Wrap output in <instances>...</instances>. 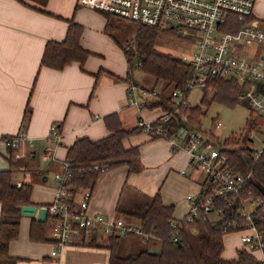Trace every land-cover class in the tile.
<instances>
[{
	"label": "crops",
	"instance_id": "obj_1",
	"mask_svg": "<svg viewBox=\"0 0 264 264\" xmlns=\"http://www.w3.org/2000/svg\"><path fill=\"white\" fill-rule=\"evenodd\" d=\"M78 1L0 0V171L11 170L15 184L30 185V205L38 208L52 202L56 185H40L38 189L33 183L22 180L29 181L26 173L32 176L39 172L42 181L48 183L47 174L51 172L53 178V174L61 170L60 164L65 160L67 148L77 139L85 137L97 141L110 134L103 121L109 114H116L119 127L129 130L135 127L139 117L152 121L163 111L160 105L149 107V104L138 113L130 104L129 86L132 83L125 81V56L123 58L121 46L104 31L108 16L105 18L103 13L80 5ZM252 17L253 24L261 28L259 22L264 23V0H256ZM69 20L82 26L80 45L90 52V56L82 69L77 62L61 70L42 66L46 43L64 40ZM158 100L159 97L151 99V104ZM128 120H131L132 126L125 129L123 122ZM53 124L62 134V145L55 149V160L51 161L45 160L42 155L46 147L53 146L47 139ZM19 132L33 140V148L21 147L18 151L21 157L9 161L12 154L8 152L5 140ZM143 133H135L122 143L125 149L137 147L136 156L97 177L90 190V213L136 222L129 217H116L117 213L121 214V211L129 210L133 203L139 202L128 198L132 188L140 200L159 193L161 202L173 207L172 217L175 219L187 214V195L196 194L204 178L201 180L194 175L197 169L193 168L186 153L172 149L165 139L152 138ZM35 146L42 151L45 165L37 163ZM10 162L16 166L10 167ZM18 173L22 174V179L14 180V174ZM174 180L188 193L183 200L171 194ZM127 193L121 208L122 196ZM33 220L38 221L36 216L20 214L18 236L9 243V255L18 259L15 264H109L110 252L105 247L67 246L57 256H50L53 244L48 224L45 229L47 241L34 242L29 238ZM195 232L197 229L192 228V233ZM98 243L104 244L105 241ZM129 243L142 249L137 242ZM236 257L226 259L222 256L226 260Z\"/></svg>",
	"mask_w": 264,
	"mask_h": 264
},
{
	"label": "built area",
	"instance_id": "obj_2",
	"mask_svg": "<svg viewBox=\"0 0 264 264\" xmlns=\"http://www.w3.org/2000/svg\"><path fill=\"white\" fill-rule=\"evenodd\" d=\"M78 3L107 16L113 15L164 32L175 29L179 35L188 37L194 43V49L179 55L192 71L187 88L190 90L197 87L211 92L208 80L212 77L236 80L243 86L241 99L262 118V122L252 119L256 128L246 134L247 140L253 139L256 131H259L264 141V30L249 20L256 0H79ZM235 21L242 25L238 30L234 29ZM158 94L155 90L149 91L141 86H129V101L138 113L151 103V96L158 97ZM169 96L174 102L170 108L164 109L152 121L139 117L135 126L152 138L165 139L172 149L186 153L193 168L199 169L204 174V182L208 183L207 187H201L196 194L187 195L188 212L180 219L171 220V229L176 231L187 228L201 215L216 221L222 213L221 209L215 207L216 202L237 201L238 214L244 222L239 231L247 232L241 240L252 252L249 253L260 264H264V236L253 221L257 202L250 194L242 196L251 179L250 172L232 170L224 151L225 146L215 144V139H211L214 137L212 134L205 135L183 128L170 134V121L189 103L185 91L173 89L169 91ZM220 126V120H216L214 128ZM47 139L53 146L46 147L42 157L53 161L55 149L62 145V134L55 124ZM5 143L15 151L11 156L13 160L21 157L18 152L21 147L26 145L30 150L33 148V140L23 132L6 139ZM248 149L257 158L264 151V142L259 149ZM60 165L61 170L53 174L56 185L53 200L43 207L47 212L45 220L53 244L50 256H57L67 246H89L93 236L97 243L110 236L137 235L144 239L152 238L151 234L143 231L140 222L130 223L121 218L110 219L90 213L89 189L77 193L72 199L69 193L72 189L68 185L72 176L70 166L65 160ZM94 168L97 170V165ZM15 185L22 186L21 182ZM205 190L206 194H203ZM227 225L230 226V223ZM172 238L176 240L177 235L173 234Z\"/></svg>",
	"mask_w": 264,
	"mask_h": 264
},
{
	"label": "trees",
	"instance_id": "obj_3",
	"mask_svg": "<svg viewBox=\"0 0 264 264\" xmlns=\"http://www.w3.org/2000/svg\"><path fill=\"white\" fill-rule=\"evenodd\" d=\"M249 20H253V17L251 16ZM234 25L235 30L242 26L238 21H235ZM109 28V20H107L104 31L112 37ZM82 30L81 25L69 20L64 40L46 43L41 65L61 70L73 62H77L82 69L85 60L90 56V52L80 45ZM165 32L138 25L134 42L130 44V47H121L127 63L125 81L139 86L140 83L133 78V71L137 70L153 78L154 86L161 83L159 100L153 104L150 103L149 107L160 105L163 110L170 108V103L174 104L169 98L170 90L178 89L186 93L189 92L186 85L192 76L190 67L179 56L161 52L155 48L158 35ZM208 86L212 87V90L211 92L203 90L200 100L202 104L207 105L214 102L232 107L243 100L240 97L243 86L234 79L212 77L208 80ZM202 115L198 105H188L182 108L179 114L170 121L169 133L175 134L181 128L203 133L204 131L200 128ZM251 118L241 133L244 138L240 139V142L238 139L229 140L227 138L221 145L225 146L224 151L232 170L240 173L250 172L251 174L253 182L247 183L242 196L246 197L250 194L257 202L253 221L264 236V193L256 185V183L259 184L264 190V151L254 158L253 152L244 145L247 141L246 134L256 128ZM103 121L110 131L108 136L97 141H91L85 137L79 138L67 148L65 161L69 164L72 173L68 181V185L72 189L69 191L72 199L85 189L91 190L97 177L105 172L101 170L102 168L113 169L128 162V159L137 154V147L125 149L122 143L129 136L143 132L140 128L135 126L129 130L121 129L118 117L114 113L105 116ZM213 126L214 123L211 127L213 128ZM215 144H220L219 140L215 139ZM6 146L8 152L12 154L13 150L9 145ZM10 160L11 157H9ZM9 165L10 167L16 166L12 162ZM95 165L98 167L97 170L94 168ZM206 184H208L207 181L204 182L202 188L207 187ZM206 190L203 194H206ZM31 193L30 185L24 184L21 187H16L11 170L0 171V264H15L18 260L9 255V243L18 236L20 208L31 204ZM215 207L222 211L218 220L210 221L201 215L200 219L194 220L187 228L173 231L170 222L174 219L172 217L174 209L172 206L164 205L161 202L160 194L156 193L151 198H144L143 201L133 203L131 209L121 211L123 216L140 222L143 231L152 235V238H141L145 243L144 248L138 252L119 253L121 238L136 235L110 236L104 239V244L97 243L93 236L89 246L107 248L110 252L109 264H260L253 254L244 249L238 251L235 259L222 258L223 237L228 233L241 230L244 222L238 214L237 201L220 200L215 203ZM228 222L230 226L227 225ZM46 224L47 221L42 223L33 220L30 224L29 238L34 242L47 241ZM192 228L200 229L201 232H197L194 240L196 249L189 239ZM173 234L177 235L176 240H173ZM152 242L156 243V246H151ZM150 248L159 251L149 252Z\"/></svg>",
	"mask_w": 264,
	"mask_h": 264
},
{
	"label": "rangeland",
	"instance_id": "obj_4",
	"mask_svg": "<svg viewBox=\"0 0 264 264\" xmlns=\"http://www.w3.org/2000/svg\"><path fill=\"white\" fill-rule=\"evenodd\" d=\"M106 17L107 16H105V18ZM107 19L109 20V25H110L109 31L112 34V37L114 38L116 43L120 45L122 48L130 47V44L134 42L138 24L118 18L113 15H109ZM259 23H260L259 26L264 30V23L263 22H259ZM193 45L194 43H192L188 37H183L179 35L177 30L175 29L166 31L163 34L158 35L156 42H155V48L157 50L161 52H165V53H171L176 56H179L182 53L190 52V50L194 49ZM122 53H123V50H122ZM123 58H124V53H123ZM133 76L141 85H143L145 89L150 91L153 88L157 92L160 91L161 83L154 86L153 78L137 70L133 71ZM202 94L203 92L201 91V89L197 87H193L192 89L189 90L187 100L190 106H196V105L199 106L201 112L203 113V115L200 118V128L202 131H204L203 134L205 135L212 134L214 136V137H211L212 140L216 139V140H219L220 143H222L224 140L228 138L229 140L238 139V141L240 142V139L242 140L244 138V136L241 133L243 129H245L247 123L250 122V117H252L251 119L255 118L256 120H258V122L260 121L262 122V118H260L257 115V113L252 111V109L247 105L245 101L242 102L243 100L232 107L223 106V105H220L214 102H210L209 104L205 105V104L200 103ZM151 99L155 100L156 96H151ZM157 111L158 110H156V112ZM146 115H147L146 111H144L145 118H146ZM216 120H220L221 122V126L218 129L214 128V126L213 128L211 127L212 124ZM131 126H132L131 120L123 122V128L129 129L131 128ZM263 142L264 141L262 139L261 132L256 131V134L253 137V139L249 141L247 140L244 145L247 148L255 150V149H259L260 147H262ZM35 148L38 153L35 157L37 163L40 166H42L43 164L45 165L46 162L41 157L42 151L40 150L38 146H35ZM36 161L34 163H36ZM194 173H195L194 175L199 176V179L201 178V180H203L204 174L199 169L196 170V172ZM26 175L30 177V178L27 177L29 181L22 179L21 173H18L16 175L14 174V180L22 179L24 182L33 183V185H35L34 187H37L38 189H40V185L46 186L50 184L53 185L54 183L53 178L51 177V172L47 174L49 178L48 183H44L42 181V175L39 172L34 173L32 176H30L28 173H26ZM182 189L183 188L179 186L177 180H174L172 182V185L170 188L171 194L177 196L179 200H183L185 196L188 194L187 192L184 191V189L183 190ZM130 190H131V194L129 197H128L129 193L122 196L119 207L122 208L124 206V201L127 197L131 201L133 200L143 201L144 200V198L140 200L138 197H136L137 193H135L132 188ZM194 194L195 193H192L191 195H194ZM38 195L42 196V193H39ZM43 197H46V196L43 195ZM116 215H117L116 217L125 218V216H121L120 213H117ZM126 221H129V220H126ZM197 232H200V229L197 230ZM245 234H247V232L243 230V231L231 232L225 235V238L223 239L224 240V251L222 252V256L224 258L230 259L232 257L233 258L236 257L237 252L240 251L241 249H245L246 251L251 252L250 250H248L247 246L241 240V237L244 236ZM196 236H197V233L195 232V233H191L189 237L190 242H192V245L195 247V249H196V245L194 243V240ZM120 241L122 242L120 244L119 253H123V254L133 253V252H137L140 250V248H136L134 245H130L129 242H137V244L139 243L140 246H142V248L145 247V243H141V239L138 238L137 236L127 237L126 239L121 238ZM150 244L151 246H156V243L154 242Z\"/></svg>",
	"mask_w": 264,
	"mask_h": 264
},
{
	"label": "water",
	"instance_id": "obj_5",
	"mask_svg": "<svg viewBox=\"0 0 264 264\" xmlns=\"http://www.w3.org/2000/svg\"><path fill=\"white\" fill-rule=\"evenodd\" d=\"M250 181H252V179H250ZM256 185H258V189L264 193L263 187L259 186V184L257 183ZM46 213L47 212L45 208L43 207L38 208L37 206H34V205H24V206H21L20 208L21 216H26V217L36 216L37 220L42 223L45 222ZM158 251H159L158 249H152V248L149 249V252H158Z\"/></svg>",
	"mask_w": 264,
	"mask_h": 264
}]
</instances>
